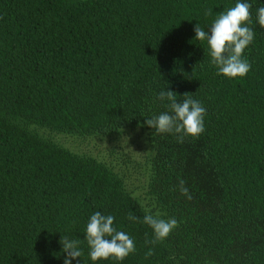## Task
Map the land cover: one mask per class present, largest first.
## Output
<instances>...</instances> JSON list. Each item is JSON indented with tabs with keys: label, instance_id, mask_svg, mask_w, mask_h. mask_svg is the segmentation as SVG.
<instances>
[{
	"label": "trees",
	"instance_id": "obj_1",
	"mask_svg": "<svg viewBox=\"0 0 264 264\" xmlns=\"http://www.w3.org/2000/svg\"><path fill=\"white\" fill-rule=\"evenodd\" d=\"M242 2L252 5L254 41L243 53L251 70L227 78L194 28L209 31L237 0H0V264H64L62 237L81 241L72 264H264V0ZM167 90L205 107L198 137L180 142L146 125L169 112L159 99ZM32 125L104 136L146 127L156 155L151 187L178 227L151 243L150 212L112 169ZM195 145L213 172L210 198L185 176ZM96 212L135 241L123 261L91 260L85 232Z\"/></svg>",
	"mask_w": 264,
	"mask_h": 264
},
{
	"label": "clouds",
	"instance_id": "obj_2",
	"mask_svg": "<svg viewBox=\"0 0 264 264\" xmlns=\"http://www.w3.org/2000/svg\"><path fill=\"white\" fill-rule=\"evenodd\" d=\"M251 8V4L237 0L235 6L217 15L209 31H205L199 24L194 28L195 40L207 42L211 63L218 68V74L227 78L245 77L251 70V64L243 56L245 49L254 41V31L248 26L252 18ZM207 14L210 15L211 12ZM257 19L259 25L264 27V7L257 9ZM177 96L173 91H161L159 99L169 102V112L146 119V125L160 134L177 135L179 141L183 142L185 136L198 137L205 131L206 109L200 101L192 98L191 93H185L181 102H178ZM184 185L185 181L181 180L180 191L191 199ZM114 219L112 215L96 212L87 223L85 239L93 262L107 261L109 258L123 261L136 250L135 241L127 233L114 227ZM128 219L134 221L138 218L129 215ZM143 223L153 230V244L166 240L178 227L175 218L165 220L160 213L145 214ZM60 243L63 252L67 254L64 264H72V260L82 257L79 239L62 237ZM146 255L151 256L153 252L149 250Z\"/></svg>",
	"mask_w": 264,
	"mask_h": 264
},
{
	"label": "rangeland",
	"instance_id": "obj_3",
	"mask_svg": "<svg viewBox=\"0 0 264 264\" xmlns=\"http://www.w3.org/2000/svg\"><path fill=\"white\" fill-rule=\"evenodd\" d=\"M31 130L74 154L107 165L123 181L126 191L145 210L154 215L160 213L165 220L171 219L151 187L156 155L146 127H127L111 136L63 133L37 125H32ZM191 147L184 156L185 176L196 194L210 198L216 189L212 169L201 157L198 145Z\"/></svg>",
	"mask_w": 264,
	"mask_h": 264
}]
</instances>
